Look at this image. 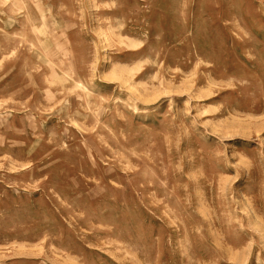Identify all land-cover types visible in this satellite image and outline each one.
Instances as JSON below:
<instances>
[{
	"label": "rangeland",
	"instance_id": "rangeland-1",
	"mask_svg": "<svg viewBox=\"0 0 264 264\" xmlns=\"http://www.w3.org/2000/svg\"><path fill=\"white\" fill-rule=\"evenodd\" d=\"M0 264H264V0H0Z\"/></svg>",
	"mask_w": 264,
	"mask_h": 264
}]
</instances>
